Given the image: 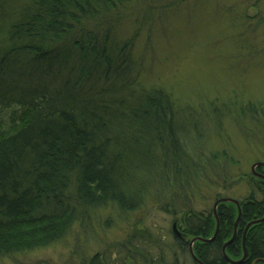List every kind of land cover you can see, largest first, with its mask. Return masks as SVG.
<instances>
[{
	"label": "trees",
	"instance_id": "trees-1",
	"mask_svg": "<svg viewBox=\"0 0 264 264\" xmlns=\"http://www.w3.org/2000/svg\"><path fill=\"white\" fill-rule=\"evenodd\" d=\"M187 1L0 0V258L53 245L76 227L91 229L105 210L122 219L133 214L138 223L153 205L176 225L169 243L160 241L172 246L170 256L161 259L129 235L110 248L116 258L106 253L90 264H198L191 242L199 264H264V221L244 233L264 218V182L253 185L250 176L241 198L211 192L232 181L218 161L233 160L225 151L203 152L196 117L204 109L140 82L134 50L145 25L153 13ZM127 23L131 32L121 35ZM208 103L204 114L218 126L231 110ZM240 105L252 121L264 113L249 100ZM215 162L213 184L207 169ZM194 190L201 205L191 200ZM222 197L241 209L225 249L230 262L222 248L233 237L235 205L217 206L219 230L209 241ZM110 220H102L105 228L114 227Z\"/></svg>",
	"mask_w": 264,
	"mask_h": 264
},
{
	"label": "rangeland",
	"instance_id": "rangeland-1",
	"mask_svg": "<svg viewBox=\"0 0 264 264\" xmlns=\"http://www.w3.org/2000/svg\"><path fill=\"white\" fill-rule=\"evenodd\" d=\"M180 3L166 13H153L151 26L145 25L147 32L140 35L134 50L135 58L142 66L140 82L143 86L170 91L179 103L204 109L202 116L196 117L200 133L206 135L200 141L203 152L211 157L225 151L233 160L232 164H225L226 160L222 159L218 161L227 167L232 181L225 189L220 183L218 189L212 186L211 192L241 198L251 190L248 182L254 174L253 164L264 163V113L252 121L240 109V104L249 100L264 111V0H189ZM261 19L263 21L259 23ZM130 32L131 25L127 23L121 35ZM210 100L223 102L231 110L221 118L218 126L204 114L207 113L205 104ZM205 119L209 125L207 134ZM241 120L240 126L235 124ZM215 165L210 163L207 169L213 184L219 173L217 162ZM215 168L217 170H213ZM241 175L244 178L235 182ZM255 181L253 185L259 182ZM191 200L201 205L196 190ZM191 200L189 202L193 203ZM143 212L138 223L133 224V214L122 215V219L115 212L102 211L94 216L93 228L76 227L60 242L0 258V264H90L93 257L103 259L106 253L113 254L114 259L116 253H111L110 248L129 235L145 243L146 249L156 255L159 253V257L170 256L172 246L167 248L169 244L160 241L164 239L169 243L172 218L153 205ZM107 218L110 222L115 221L114 227L110 224L109 228L104 227L102 220ZM215 222L219 230L216 217Z\"/></svg>",
	"mask_w": 264,
	"mask_h": 264
},
{
	"label": "water",
	"instance_id": "water-1",
	"mask_svg": "<svg viewBox=\"0 0 264 264\" xmlns=\"http://www.w3.org/2000/svg\"><path fill=\"white\" fill-rule=\"evenodd\" d=\"M256 166H263V167H264V164H256V165H254V166L252 167V169H251L252 172H254V176H255V177L260 178V179H262V180L264 181V176L255 173L254 168H255ZM219 203H231V204H234V205L236 206V208H237V212H238V217H237V220H236V222H235V224H234L233 237H232V239H231L229 242H227L225 245H223V248H222V255H223V257L225 258L226 261H229V260L227 259L226 255H225V252H224V251H225V248L228 246V244H230V243L235 239V237H236L235 232H236V228H237V222H238L239 216H240V214H241V209H240V205L238 204V202H237L236 200L231 199V198H222V199L217 200V201L215 202V204H214V207H213V215H214V217H216V207H217V205H218ZM262 221H264V218H263V219H260V220H255V221L249 223V224L247 225L246 229H245V232L249 229L250 226H252V225H254V224H256V223L262 222ZM173 230H174V232H176L175 225H173ZM217 232H218V224H217V226H216V230H215V233H214L213 237H212L209 241H212V240L216 237ZM189 253H190V256H191V258L193 259V261L199 264L198 260L195 258L194 254H193V251H192V242H191L190 245H189ZM245 256H246V254H245V250H244L243 258H242L241 262L243 261V259L245 258ZM229 262H230V261H229ZM231 263H232V264H236L235 262H231Z\"/></svg>",
	"mask_w": 264,
	"mask_h": 264
},
{
	"label": "flooded vegetation",
	"instance_id": "flooded-vegetation-1",
	"mask_svg": "<svg viewBox=\"0 0 264 264\" xmlns=\"http://www.w3.org/2000/svg\"><path fill=\"white\" fill-rule=\"evenodd\" d=\"M259 169H260V171L258 172V174H260V175H262V176H264L262 173H261V170L263 169L264 170V168L263 167H259ZM260 181H263L262 179H260V178H258ZM264 182V181H263Z\"/></svg>",
	"mask_w": 264,
	"mask_h": 264
}]
</instances>
